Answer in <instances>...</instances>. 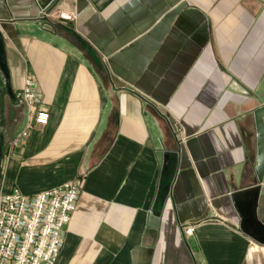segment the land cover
Wrapping results in <instances>:
<instances>
[{"label": "crops", "instance_id": "obj_1", "mask_svg": "<svg viewBox=\"0 0 264 264\" xmlns=\"http://www.w3.org/2000/svg\"><path fill=\"white\" fill-rule=\"evenodd\" d=\"M0 32L49 113L10 152L28 115L0 72V194L79 185L57 264H264L232 201L258 190L264 238V0H0Z\"/></svg>", "mask_w": 264, "mask_h": 264}, {"label": "built area", "instance_id": "obj_2", "mask_svg": "<svg viewBox=\"0 0 264 264\" xmlns=\"http://www.w3.org/2000/svg\"><path fill=\"white\" fill-rule=\"evenodd\" d=\"M60 18L73 20L66 15ZM15 97L24 105L28 121L10 141V152L29 137L34 125L45 126L49 121V113L40 105L34 80L27 78ZM79 192L77 182L71 181L32 197L17 189L0 194V264H57ZM192 232V228L184 230L186 236Z\"/></svg>", "mask_w": 264, "mask_h": 264}, {"label": "water", "instance_id": "obj_3", "mask_svg": "<svg viewBox=\"0 0 264 264\" xmlns=\"http://www.w3.org/2000/svg\"><path fill=\"white\" fill-rule=\"evenodd\" d=\"M54 0H50V3ZM0 72L3 75L6 83V92L8 95L14 99L15 95L12 93L10 74L5 54V44L3 36L0 32ZM253 119L255 122L256 129V140H257V167L255 169L257 181L259 184L263 182L264 179V105L253 110ZM5 150V140L3 134L0 133V174L4 158ZM170 161V154H164L163 160V170L166 171ZM170 187L164 189L165 193H169ZM258 190L239 193L232 195L233 205L241 218V228L245 234L257 241L258 243L264 245V238L262 234L257 230L256 221V198ZM160 194V193H159ZM165 199H162L163 202ZM160 212H155L151 210L148 221V228L146 233L155 235L157 233L159 225ZM259 224V223H258Z\"/></svg>", "mask_w": 264, "mask_h": 264}]
</instances>
